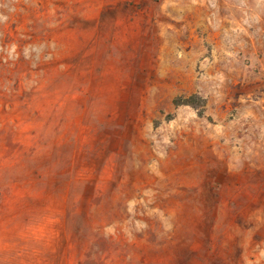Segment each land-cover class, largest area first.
<instances>
[{
    "label": "rangeland",
    "instance_id": "obj_1",
    "mask_svg": "<svg viewBox=\"0 0 264 264\" xmlns=\"http://www.w3.org/2000/svg\"><path fill=\"white\" fill-rule=\"evenodd\" d=\"M0 264H264V0H0Z\"/></svg>",
    "mask_w": 264,
    "mask_h": 264
},
{
    "label": "trees",
    "instance_id": "obj_2",
    "mask_svg": "<svg viewBox=\"0 0 264 264\" xmlns=\"http://www.w3.org/2000/svg\"><path fill=\"white\" fill-rule=\"evenodd\" d=\"M198 102H199V97L198 96H192L186 100L180 99V100L175 101V105L176 106L187 105V106H193L195 108H199ZM199 114H200V116H202L203 111H201Z\"/></svg>",
    "mask_w": 264,
    "mask_h": 264
}]
</instances>
